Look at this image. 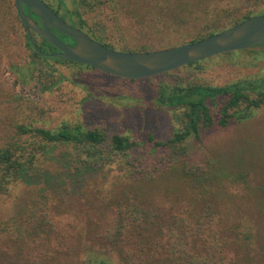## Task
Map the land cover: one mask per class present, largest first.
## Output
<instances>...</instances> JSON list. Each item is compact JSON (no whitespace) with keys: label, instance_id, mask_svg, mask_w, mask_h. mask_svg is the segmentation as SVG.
Instances as JSON below:
<instances>
[{"label":"trees","instance_id":"obj_1","mask_svg":"<svg viewBox=\"0 0 264 264\" xmlns=\"http://www.w3.org/2000/svg\"><path fill=\"white\" fill-rule=\"evenodd\" d=\"M217 1L72 0L64 9L69 23L114 49L107 41L108 25L94 17L91 20L92 13L109 2L119 12L120 5L130 9L145 29L141 33L151 31L166 37L180 25L201 23L195 37L167 47L199 40L264 14V0H220L216 5ZM32 15L39 20L34 12ZM15 19L32 49L24 65L12 64L19 78L28 80L36 73L47 85L64 92L65 78L55 73L56 63L96 69L49 55L58 49L34 31L31 38L15 4L8 0L0 11V63L9 56L8 36L16 28ZM147 21L151 24L145 26ZM59 35L73 43L69 36ZM156 49L160 48L125 51ZM237 51L264 54V43ZM36 58L48 66H37ZM203 61L186 66L200 67ZM164 74L175 75L170 71L144 80L160 79ZM170 83L172 86L164 82L155 86L162 100L182 108L183 128L167 138L149 133L144 139H135L80 121L50 127L41 119L45 109L39 103L20 97L11 101L6 115L0 117L3 263L50 264L61 255L79 253L90 240L112 250L116 257L88 252L86 264H264V173L259 176L252 169L226 172L219 157L205 154L195 158L188 144L189 140L202 142L208 130L241 124L264 108V77L226 85ZM3 94L0 88V96ZM50 162L59 165L58 174L69 194H76L79 186V194L85 197L83 212L66 204L56 185L44 182L43 171ZM88 177L97 182L90 189H86L92 181ZM218 189L224 190L221 200L217 199Z\"/></svg>","mask_w":264,"mask_h":264},{"label":"rangeland","instance_id":"obj_2","mask_svg":"<svg viewBox=\"0 0 264 264\" xmlns=\"http://www.w3.org/2000/svg\"><path fill=\"white\" fill-rule=\"evenodd\" d=\"M8 1L11 5L15 4V0ZM44 1L69 22L65 5L69 6L72 0ZM217 2L216 5L220 0ZM5 8L6 0H0V11L2 12ZM120 9V12L117 11L114 4L109 2L102 10L91 15V20L94 17L108 25L107 41L116 46L117 50L144 47L165 48L171 44H178L183 39L190 40L200 31L198 25L201 23L192 21L187 25L178 26L177 32H170L166 37L151 31L141 33L145 29H141L142 23L136 19L131 10L122 5ZM15 22L16 28H12L8 36L11 44L9 56L4 57L0 63V88L5 92L0 96V109L2 108L0 117L6 115L4 111L8 110L12 100L30 99L45 109V117L41 119L50 127H57L64 122L80 121L87 127H99L105 131L119 132L135 139H144L149 133L158 138H167L175 131L182 130V108L162 100L155 84L164 82L169 86L170 82L173 84L181 82L184 85L188 83L226 85L243 79L264 77V54L253 55L237 50L233 54L222 53L204 59L200 67L184 65L173 70L175 75L164 74L160 79L154 80H144L148 77L129 81L86 66L56 63L55 73L59 72L65 78L61 87L67 88L63 92L59 87L47 85L36 73L25 80L19 78L18 73L14 71L12 64L22 66L32 56V49L26 45L24 28L17 20ZM150 24L151 22L147 21L144 25ZM36 59L37 66H48V63L40 58ZM48 61L54 64V61ZM155 76L153 78H157ZM14 94L15 97H11ZM188 144L195 158L199 159L205 154L219 157L226 172L235 173L252 169L262 176L261 174L264 173V108L259 109L256 115L244 120L241 124L224 130H208L203 133L202 142L189 140ZM50 163L52 164L47 165L48 170L43 171L44 182L48 181L52 182L51 185H56L64 196L65 203L68 205L72 203L83 212L85 197L79 194V186L74 190L77 191L76 194H69L64 189V183L58 174L59 165L55 162ZM45 172H47L46 175ZM87 180L92 181L89 186L86 184L88 186L86 189H90L91 184L96 186V180L89 177ZM86 182L88 181L84 183ZM218 190L217 199L221 200L224 190ZM92 245H96V248H90ZM88 252L93 256L106 257L105 254H109L116 257V253L112 250L96 243L92 244L89 240L82 244L79 253L61 255L50 264H86ZM0 264L9 263H3L0 259Z\"/></svg>","mask_w":264,"mask_h":264},{"label":"water","instance_id":"obj_3","mask_svg":"<svg viewBox=\"0 0 264 264\" xmlns=\"http://www.w3.org/2000/svg\"><path fill=\"white\" fill-rule=\"evenodd\" d=\"M15 6L30 37L34 31L58 49L49 55L61 56L126 79L160 75L218 54L264 43V14L252 15L196 41L149 51H125L111 48L67 22L44 0H15ZM55 30L69 36L74 44L62 39Z\"/></svg>","mask_w":264,"mask_h":264},{"label":"flooded vegetation","instance_id":"obj_4","mask_svg":"<svg viewBox=\"0 0 264 264\" xmlns=\"http://www.w3.org/2000/svg\"><path fill=\"white\" fill-rule=\"evenodd\" d=\"M39 23H41V21L40 20H37ZM55 32L59 35V33L55 30ZM60 36V35H59ZM72 43V42H71ZM72 44H74V41H73V43Z\"/></svg>","mask_w":264,"mask_h":264}]
</instances>
